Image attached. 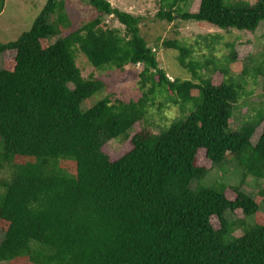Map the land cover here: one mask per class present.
<instances>
[{"label": "trees", "instance_id": "1", "mask_svg": "<svg viewBox=\"0 0 264 264\" xmlns=\"http://www.w3.org/2000/svg\"><path fill=\"white\" fill-rule=\"evenodd\" d=\"M87 2L97 14L80 26L73 27L66 0H47L29 30L0 40V52L16 51L0 66V171L12 166L0 177V262L264 264V185L255 195L241 188L264 182V124L252 141L264 108L233 128L243 86L227 78L228 67L214 71L221 80L202 77L191 47L166 39L193 73L171 79L141 33V15L110 0ZM188 2L162 0L156 16L252 31L264 22V0H199L196 10ZM106 14L125 31L105 22ZM75 48L97 68L141 64L142 95L106 96L84 108L105 83L83 75ZM229 57L237 60L234 48ZM259 61L253 69L262 70L264 90V53ZM157 97L188 110L159 133L141 124ZM121 136L132 143L124 153L104 149ZM201 148L215 165L242 166L235 197L224 184L203 182L210 168L198 163ZM237 211L243 215H230Z\"/></svg>", "mask_w": 264, "mask_h": 264}, {"label": "rangeland", "instance_id": "2", "mask_svg": "<svg viewBox=\"0 0 264 264\" xmlns=\"http://www.w3.org/2000/svg\"><path fill=\"white\" fill-rule=\"evenodd\" d=\"M114 5L123 9L132 11L141 15V33L145 36L148 44L156 52L157 59L164 67L171 79L175 77L193 78L190 69L184 68L178 56L180 51L173 47L164 46L166 39L178 38L181 43L191 47L192 58L196 59L201 68L198 74L202 77L213 75L214 79L221 80L223 74L214 71L220 68L228 67L229 73L226 74L229 80L233 79L243 86V92L235 103L234 121L231 124L233 128L242 124L247 119H254L264 108V90L262 89L263 73L253 69L254 64L259 63L264 53V22L261 21L259 27L252 31L239 28H220L205 20L184 19L176 17L169 21L156 16L162 6V0H110ZM47 0H6L4 9L0 12V40L11 41L17 39L24 31L29 30L36 16L43 8ZM199 0H189L186 8L196 10ZM65 11L69 15L73 27L80 26L84 21L93 18L97 11L87 2V0H66ZM103 20L109 25L120 27L122 32L125 27L117 18L111 15H104ZM232 48L236 51V59L232 61L229 57ZM15 49H9L6 52H0V66L3 60L15 54ZM77 64L86 77H97L104 81V89L94 94L91 98L83 102V107L87 108L103 97H110L112 100L122 98L124 100L138 99L143 88L140 86L141 64L128 63L123 67L107 66L97 68L93 66L85 53L79 48H75ZM207 62V63H206ZM206 63V64H205ZM199 81V79L195 78ZM185 109V108H184ZM184 112V113H183ZM188 113V110H182L181 105L166 100L163 97H157L149 106L148 114L142 125L159 133L162 128L167 126L173 119ZM264 121L261 122L252 136V141L256 142L263 128ZM136 128V127H135ZM132 143L128 137H118L109 140L104 149L114 156L124 153ZM197 160L200 165L209 167V172L203 179L205 184L215 186L226 185L227 196L233 198L236 196L235 190L231 187L238 183L242 177L243 168L231 161L228 164L215 165L206 155L205 148H201L197 154ZM12 172V166L6 165L0 171V177H9ZM197 180L192 182L195 186ZM264 185L261 179H252L241 188L251 195L257 194L258 190ZM1 191V188H0ZM229 214V213H228ZM230 215L241 217L242 212L230 213ZM252 220V217H246ZM213 223L218 226L219 220L213 216ZM240 229L235 233H240ZM3 238V232L0 229V242ZM0 264H10L9 261H1ZM52 264H60L53 261Z\"/></svg>", "mask_w": 264, "mask_h": 264}]
</instances>
